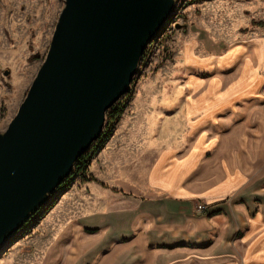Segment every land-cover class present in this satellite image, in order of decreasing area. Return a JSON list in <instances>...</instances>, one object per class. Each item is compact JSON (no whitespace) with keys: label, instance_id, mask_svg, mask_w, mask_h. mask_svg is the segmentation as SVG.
I'll list each match as a JSON object with an SVG mask.
<instances>
[{"label":"crops","instance_id":"1","mask_svg":"<svg viewBox=\"0 0 264 264\" xmlns=\"http://www.w3.org/2000/svg\"><path fill=\"white\" fill-rule=\"evenodd\" d=\"M178 56L162 143L150 119L117 122L41 218L40 264H264V32L190 25Z\"/></svg>","mask_w":264,"mask_h":264},{"label":"water","instance_id":"2","mask_svg":"<svg viewBox=\"0 0 264 264\" xmlns=\"http://www.w3.org/2000/svg\"><path fill=\"white\" fill-rule=\"evenodd\" d=\"M175 3L64 0L45 58L0 132V247L48 203L100 138L105 112L130 90Z\"/></svg>","mask_w":264,"mask_h":264},{"label":"rangeland","instance_id":"3","mask_svg":"<svg viewBox=\"0 0 264 264\" xmlns=\"http://www.w3.org/2000/svg\"><path fill=\"white\" fill-rule=\"evenodd\" d=\"M63 6L64 0H0V132L16 114L42 64ZM194 24L212 31L223 41L256 31L262 33L264 0H176L168 22L144 51L130 90L114 103L123 107L121 116L112 125L104 121L102 138L90 146L91 160L114 132L117 122L131 125L130 121L150 119L154 122L156 142L162 143L161 136L169 130L164 128L166 122L170 119L175 123L169 117L175 115L180 101L178 91L183 88L184 73L177 60L181 37ZM5 70L9 72L5 74ZM84 175H71L66 187L81 183ZM64 191L61 187L50 207L38 211L24 232L0 247V264H40V249L33 238L41 218Z\"/></svg>","mask_w":264,"mask_h":264},{"label":"trees","instance_id":"4","mask_svg":"<svg viewBox=\"0 0 264 264\" xmlns=\"http://www.w3.org/2000/svg\"><path fill=\"white\" fill-rule=\"evenodd\" d=\"M123 111V107L121 105L118 104H113L106 112H105V122L107 123V125H112L115 121L118 120V118L121 116ZM103 133L101 134L100 138L98 139V141L102 138ZM91 151H87L85 152L82 156H80L73 164V171H72V175L73 174H77L79 173L80 175H84V173L87 170V167L91 161ZM68 181V180H66ZM63 188H67L66 187V183L65 181L60 185Z\"/></svg>","mask_w":264,"mask_h":264},{"label":"built area","instance_id":"5","mask_svg":"<svg viewBox=\"0 0 264 264\" xmlns=\"http://www.w3.org/2000/svg\"><path fill=\"white\" fill-rule=\"evenodd\" d=\"M70 178V177H69ZM68 178V179H69ZM66 179V180H68ZM66 180H65V183H66ZM61 187L62 186H59L58 189L56 190V192L51 196V198L49 199L48 203L41 209L43 210L44 208H48L52 205V203L55 202L56 198L58 197L57 195H59L60 193V190H61ZM196 212L198 214H206L208 211H209V207L204 203V202H199L197 205H196ZM34 217V216H33ZM33 217L31 219L28 220L27 223H25L23 225V227L18 231L17 234H19L20 232H24L26 230V228L28 227V225L30 224L29 221H31L33 219ZM16 234V235H17Z\"/></svg>","mask_w":264,"mask_h":264}]
</instances>
